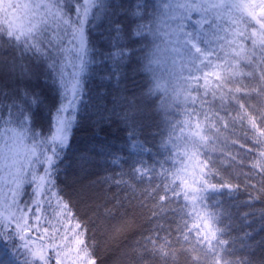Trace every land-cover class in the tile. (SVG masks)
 I'll use <instances>...</instances> for the list:
<instances>
[{
  "label": "trees",
  "instance_id": "obj_1",
  "mask_svg": "<svg viewBox=\"0 0 264 264\" xmlns=\"http://www.w3.org/2000/svg\"><path fill=\"white\" fill-rule=\"evenodd\" d=\"M104 4L103 10L94 8L86 21L88 55L68 146L58 149L51 176L39 187V177L48 166L26 167V149L20 167L23 183L17 188L13 177L6 182L4 188L9 189L0 198V208L7 197L5 203L15 217L27 221L32 233L29 247L41 251L46 264L63 263L66 218L81 225L82 250L95 264H217L218 260L220 264H264V173L252 167L264 151V137H258L247 118L239 119L247 110L264 127V94L252 90L264 86L259 81L260 67L241 63L240 74L215 97L211 92L205 95L203 79H192L212 72L214 68L205 64L223 63L225 52L230 51L219 39L227 35L225 29L232 30L229 14L203 8L201 14H192L185 33L199 34V46L210 55L204 64L197 59L184 69V80L178 84L185 94L171 98L151 64L160 40L162 1L104 0ZM3 6L0 0V24L5 19ZM139 25L145 26L142 34H136ZM57 27L50 22L45 35L52 43L45 39L42 52L26 50L0 35V135L13 140L21 132L29 149L43 141L47 143L42 147H52L50 138L67 104L71 74ZM238 87L240 92L235 91ZM189 92L196 97L195 104L186 99ZM34 94L41 103L31 107V119L21 127L19 110H28ZM196 123L211 138L198 151L186 142ZM186 147L199 155L203 165L194 194L200 202L185 188ZM225 184L229 187H222ZM54 192L56 197L51 196ZM62 209L67 217L59 215ZM9 212L0 209V232L5 233L0 248L6 245L15 264L26 260L44 264L33 259L18 235L9 239L15 234L12 218L5 219L4 213ZM210 212L218 221L211 229L198 218Z\"/></svg>",
  "mask_w": 264,
  "mask_h": 264
},
{
  "label": "snow or ice",
  "instance_id": "obj_2",
  "mask_svg": "<svg viewBox=\"0 0 264 264\" xmlns=\"http://www.w3.org/2000/svg\"><path fill=\"white\" fill-rule=\"evenodd\" d=\"M65 7L68 9L67 12H65ZM139 7L140 6L137 5V8ZM161 7L165 11H168L172 9L173 5L171 2H165L161 5ZM175 7L184 8L186 10L199 8H203L205 11L213 9L226 10L229 14V21L232 26V30L231 32H228V30L225 29L224 31L227 33V35L219 37V39L224 41L230 51L225 52L223 63L213 66L209 60L208 64H205V67L212 66L214 68L212 72H204L202 77L192 78L197 82L203 79L204 84L202 86L205 88V95L211 92V94L215 97L217 91L222 90L224 87H226V84L229 81L233 80L237 75L240 74L238 68L241 63H255L258 67H260L259 81H264V0H259V3H254L253 0H208V3L206 4H187L180 3L177 0ZM3 8L5 19L4 23L0 24V35H6L9 41L15 42L18 46H22L26 50L42 52L44 41L47 39L45 33L47 32L50 22H52L56 23L57 25L62 24L67 26L65 29L66 31L68 28H70L72 30L73 38L79 44L78 52L84 53L86 41L83 33V24L93 8L103 10L105 8V4L104 0H83L82 4H80L79 0H77L75 11L78 20L76 22H72L70 19L65 18L72 10L71 5L67 4L66 0H29V2L26 3H8L5 4ZM257 9H259V11H257ZM10 10H12L11 17L9 16ZM241 25H243V27H241ZM257 25L258 27H256ZM144 27V25H139L137 27L136 34H142ZM229 36L231 39L228 38ZM199 41V34L184 33V39L181 43V48L174 50L177 52L183 50L185 55L191 57L193 64H195L197 59L200 60L201 64H204V61L210 54H206L204 52V50L199 46ZM238 41L240 42L238 43ZM47 42L49 45L52 43L51 39H47ZM246 42H250V47H246ZM221 49L224 50V45H221ZM202 57L203 59H201ZM78 58L81 61L80 68L83 70L84 61L82 55ZM54 66L55 65H53V67ZM248 75L252 76L253 73L249 72ZM209 76L214 77V80H210ZM78 84V80L75 84H73L74 95H76ZM252 90L257 92V94H264V86H261L260 88H254ZM229 91L231 92L232 89H229ZM235 91L240 92L241 88L238 87L235 89ZM186 99H190L193 104L196 103V97H192L191 92L188 93ZM40 103L41 101L39 96L34 94L29 100L28 110H19V123L21 127L24 126L26 121H30L31 107L33 105H39ZM12 107H15V105ZM240 108L245 109V104H240ZM63 110V108L60 109V111ZM193 113H195V109H193ZM9 116H12L11 108L9 109ZM246 118L248 119V122L251 124L252 128L258 133V137H264V127L258 126L256 117L250 115L247 110H245L244 113L239 116V119L241 120ZM262 119H264V117H262ZM71 126V121H65L64 119L58 117L56 132L50 138L52 147H42V144L47 143V141H43L41 143H34L29 150L30 155L26 160V167L35 169L36 165L46 164L48 166L43 168L45 175L39 177L41 185H38V187L42 186L46 180V177L51 176V170L56 162L55 158L60 155L58 149L62 150L68 146ZM18 135L22 136L23 134L20 133ZM36 137L37 133L33 131V140H35ZM210 139L211 138L205 134V130L201 128L200 124L196 123L195 130L190 134V142L192 147L198 151L201 147L207 146ZM257 142L261 143L262 141L258 139ZM38 148H40L39 153L37 152ZM9 150L11 149L9 148ZM48 151H50L52 155H47ZM2 159L5 161L3 168H9L10 165L6 162L8 160L7 154L3 155ZM15 163L17 162L13 160V164ZM206 165L207 162H205V166ZM252 167L259 172L264 173V151L260 152L259 158L256 159V161L252 164ZM2 170L3 169H0V171ZM136 171L139 170L137 169ZM0 180L8 182L4 177H0ZM33 180H36L35 176H33ZM12 182L16 184L17 188H19L23 183V177L21 176V169L19 167L16 169V174L13 175ZM47 182L51 183L52 181L49 179ZM117 183H119V181H117ZM222 187H229V185L225 184L222 185ZM211 188L215 190L216 186L211 185ZM15 195L16 193L13 192V197H15ZM189 195L190 193L186 192L185 199H188ZM193 199L197 202H200L201 200V198L197 195H193ZM13 203H15V200H13ZM67 207L68 206L65 204L64 208L67 209ZM193 214H195L194 208ZM198 218L203 220L205 228L211 229V225L213 223H218L215 213H206L203 217ZM5 219H8V217H5ZM13 219L17 220L15 225V234H10L9 239L14 240L15 236L18 235L19 239L23 241L22 246L30 253L33 259L46 264V258L44 254L39 250L32 251V249L29 247L27 236L25 234H21L26 233L29 230L27 221L23 216L16 218L14 214ZM20 221H23V224H21ZM80 227L81 225L77 223L75 229L72 230L74 235L71 240L65 236L64 239L68 244L76 245L75 249L69 247L65 253L66 255L73 250H75L78 254L81 250V246L84 244L83 239L80 238L82 236V232H76V229H80ZM196 227L199 229L200 225H197ZM4 235V232H0V241L3 240ZM211 236L213 239H215L216 232L212 231ZM207 238L208 237L206 236L205 239ZM219 243H223V241H220ZM13 247H16L14 243ZM5 256L9 258L5 260L3 258ZM0 264H15L14 257L6 250V245L4 248H0ZM25 264H29V262L26 260ZM57 264H60L59 260L57 261ZM90 264H95V260H92ZM217 264H220V260H218ZM224 264H229V262L224 261Z\"/></svg>",
  "mask_w": 264,
  "mask_h": 264
},
{
  "label": "rangeland",
  "instance_id": "obj_3",
  "mask_svg": "<svg viewBox=\"0 0 264 264\" xmlns=\"http://www.w3.org/2000/svg\"><path fill=\"white\" fill-rule=\"evenodd\" d=\"M17 1H19L20 3L29 2V0H2L4 5L11 3V2H17ZM160 1H162V3L171 2L173 7L171 10L164 11L161 17L160 29H159L160 40H159L158 46L155 48L154 54L152 56L151 64L153 65V68L155 70L157 79L159 80L160 86L163 89L171 92V98H179L181 97V95H184L185 93H184V90H182V88L179 86L180 84L178 83L179 82L181 83L182 80H184L183 78L184 69H186L192 63V60H191V57L184 54L183 50H181L180 52H177L174 49L181 48V43L184 39V33H185V28L187 26V23L190 21L193 13H198V15L201 14L202 8L186 10L184 8L175 7L177 0H160ZM79 2L80 4H82L83 0H79ZM178 2L187 3V4H194V3L206 4L208 3V0H178ZM253 2L259 3V1L257 2L253 1ZM66 3L71 5L72 10L69 13V15L66 16L65 18L70 19L72 22H76L78 20V17L75 11L77 0H66ZM66 9L67 7H65V10ZM93 9L90 11L89 16L92 13ZM9 16H11V14H9ZM87 19L85 20L83 24V33H84L85 41H86L85 25H86ZM66 28L67 26L62 25V24L58 25L57 27V29L60 30V36L62 37L64 41V49H66V54H67L66 68L70 71V74H71L68 77L69 81L66 85V100H67L66 103L67 104L65 106V111L61 112L59 118H62L65 121H71V125H73L74 116H76L77 101H78L80 91L82 89L81 75L84 71V68L83 70H81L80 68L81 61L78 57L82 55L84 65H85L88 53H87V44L85 45L84 53L78 52L79 44L73 38L72 30L68 28L66 31L65 30ZM77 80L79 81V84L77 85L76 95H74L73 94V84H75ZM169 82L174 83L176 85L169 87L168 86ZM56 127H57V123H56ZM56 127H55V131L53 132V134H55L56 132ZM20 133L21 132H19L18 134ZM18 134L14 135L13 140H11L12 137L10 139V136L5 138L0 135V169H3L2 171H0V177H4L9 182L11 180V177H13V175L16 174L17 167L20 168L21 165L23 164L21 160H22L23 153H26V149L28 151L27 153H29L30 155V151H29L30 149L26 147L25 143L23 144L24 141L22 142L23 135L19 136ZM186 142L191 144L190 138L187 139ZM9 148L11 150H9ZM187 148L188 147H186V151L184 152L187 164H186V167L182 169L183 177L185 179L186 190L191 191V195H194L197 192V186H198L200 177L202 175L203 165L200 162L199 155L196 154V152H192V153L187 152L188 151ZM5 154H7L8 156V160L6 162L10 165L9 168H3L5 161L2 159V157ZM13 160H15L17 163L13 164ZM0 184H2L1 189L2 188L4 189V191H0V198H1V197H4L2 196L3 194L7 193L9 186L7 190L6 188H4V186L7 185V183L4 180L2 183L0 180ZM51 196L56 197L55 192ZM5 199L4 201L2 200L3 203L1 205V208L5 207V209L10 210L9 215L6 213H4V215H6V217L10 216L12 218L10 223L15 227L17 220L13 219V214L14 216H16V213L13 212V209H11L9 204L5 203ZM59 215L61 217H67V216H64V209H62ZM20 222L21 224H23V221H20ZM75 226L76 224H74L71 219L69 220L66 218L65 223H64V228L66 229V232L64 236L62 237L64 242H62L63 246L61 247L62 248L61 249V259L63 263L60 262V264H90L91 262L89 258L85 257V253L83 252L82 247L78 254L75 250L69 252L67 255L65 254L69 247L73 249L76 248V245L74 244L70 245L64 239L65 236H67L69 240H71V238L74 235L72 230L75 229ZM76 232H81V230L76 229ZM21 234H25L27 238L32 237L30 236V234H32L30 230H28L26 233H21ZM80 238L83 239V234ZM49 248H48V252L52 250L51 248L50 249Z\"/></svg>",
  "mask_w": 264,
  "mask_h": 264
}]
</instances>
